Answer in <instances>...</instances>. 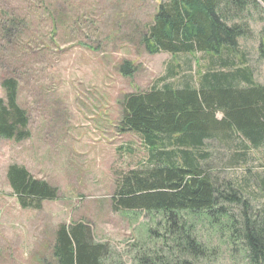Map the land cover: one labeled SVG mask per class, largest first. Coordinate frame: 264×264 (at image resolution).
I'll use <instances>...</instances> for the list:
<instances>
[{"label":"rangeland","instance_id":"374dc122","mask_svg":"<svg viewBox=\"0 0 264 264\" xmlns=\"http://www.w3.org/2000/svg\"><path fill=\"white\" fill-rule=\"evenodd\" d=\"M166 1L0 0V98L4 80L16 79L31 132L20 143L0 138V264H54L58 228L78 223L108 246L104 264H136L137 256L160 248L161 239L150 233H164L160 214L113 206L121 178L148 157L138 134L118 130L121 99L168 84L197 86L200 74L222 69L211 66L205 53L146 51L142 34ZM259 2L241 20L250 36L240 39L235 60L264 86ZM124 62L137 67L133 76L119 73ZM171 70L178 75L169 76ZM203 153L205 168L220 183L233 180L246 192L263 194L256 175L263 171L264 149L246 147L233 133L226 142L207 140ZM13 165L56 187L58 199L45 201L40 210L22 208L8 181ZM261 202L259 197L252 205ZM189 219L210 250L205 264H244L242 252L230 249L205 218Z\"/></svg>","mask_w":264,"mask_h":264},{"label":"trees","instance_id":"16d2710c","mask_svg":"<svg viewBox=\"0 0 264 264\" xmlns=\"http://www.w3.org/2000/svg\"><path fill=\"white\" fill-rule=\"evenodd\" d=\"M259 1L264 4V0H167L142 34L141 42L151 55L205 53L211 66L220 64L222 69L200 74L197 86L168 84L121 99L118 130L138 134L148 157L121 178L113 206L163 217L164 233L150 231L161 239L160 248L143 252L136 264H205L210 250L190 224V216L205 218L230 249L242 252L244 264H264V167L256 175L263 193L259 195L233 180L220 183L205 168L208 155L203 153L207 140L226 142L233 133L246 147L264 149V86L256 82L249 66L237 67L235 60L240 39L250 36L249 26L241 20L249 9H259ZM118 70L133 76L137 67L124 62ZM172 75L178 74L171 70ZM2 88L0 138L23 142L31 132L28 113L19 104L20 84L9 78ZM7 176L24 209L40 210L45 201L59 197L56 187L35 179L24 167L11 166ZM259 197L262 202L255 208L252 201ZM52 250L54 264H104L110 256L108 246L96 243L84 223L61 225Z\"/></svg>","mask_w":264,"mask_h":264}]
</instances>
